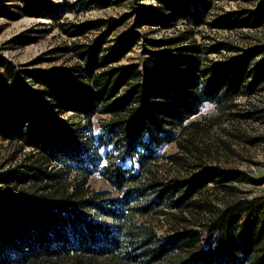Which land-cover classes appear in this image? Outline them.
<instances>
[{"label":"trees","instance_id":"1","mask_svg":"<svg viewBox=\"0 0 264 264\" xmlns=\"http://www.w3.org/2000/svg\"><path fill=\"white\" fill-rule=\"evenodd\" d=\"M154 1L156 8L138 16L136 29L187 21L153 42L165 48L157 63L143 73L120 65L140 35L124 32L107 41L118 22L91 23L90 30L107 32L68 49L82 63L60 74L62 85L44 78L36 90L41 99H52L45 108L52 110L51 121L66 115L56 125L15 82L24 111L15 107L0 122V138L12 148L5 161L15 163L0 173V181L11 184L8 193L15 194L0 197V264H264V196L234 198L209 212L202 224L205 244L200 232L185 226L161 237L142 220L201 210L195 197L208 193L209 183L233 190L223 184L250 181L236 171L216 170L165 181L158 162L164 146L181 149L185 132L200 131L199 122L187 121L205 105L230 108L238 95L264 91V44L202 46L194 37L201 16L187 0ZM263 25L264 0L255 10L230 12L209 24L228 30ZM75 29L62 31L80 33ZM222 51L232 56L208 59ZM4 103L0 97V107ZM94 176L110 190L90 189ZM9 246L20 251L17 257Z\"/></svg>","mask_w":264,"mask_h":264},{"label":"rangeland","instance_id":"2","mask_svg":"<svg viewBox=\"0 0 264 264\" xmlns=\"http://www.w3.org/2000/svg\"><path fill=\"white\" fill-rule=\"evenodd\" d=\"M262 1L187 0L190 9L198 11L201 16L202 23L194 30L196 41L205 47L218 41L240 48L264 44V25L260 28L240 26L232 30L209 26L227 13L255 10ZM201 4L206 5V11ZM156 6L154 0H0V97L5 100L0 107V122L8 119L15 107L24 111L22 100L17 101L19 95L15 82L32 99L35 110L42 111L44 118L52 125L66 116L60 115L51 121L47 116L51 115L52 110L45 111V108L49 107L52 99H41L36 90L43 87L44 78L56 80L59 85L66 82L60 74L82 63L76 53L68 49L73 44H88L107 32L106 27L90 30L88 26L97 20L112 19L118 22L117 27L108 33L107 41L124 32L139 34V43L120 65H133L141 73L150 70L157 63V54L165 49L153 42L170 37L174 30L184 28L187 22L178 20L173 28L145 25L136 29L138 16L154 10ZM75 27L80 33L68 35L62 31H76ZM228 56L232 54L222 51L218 55L210 54L208 59L219 61ZM191 121L199 122L200 131L185 132L179 139L183 146L181 149L176 143L162 148L161 156L164 157L158 162L160 178L165 181L187 180L193 175L205 174L207 170H216L220 173L236 171L250 181L223 184L233 190L209 183L208 193L195 197L202 206L201 210L183 214L173 212L177 218L168 216L142 220L151 224L161 237L179 226H185L200 232V242L205 244L207 235L202 231V224L209 218V212L222 208L223 203L234 198L264 196V91L258 90L250 96L240 94L230 108L205 105L197 116L187 122ZM6 144L0 138V173L15 164L5 161L12 152V148L6 147ZM169 157L174 160L167 159ZM10 186L8 182L0 181V197L10 199L15 195L8 193ZM89 186L92 190H110V186L97 176L90 179ZM179 218H184L186 222ZM9 250L13 257L19 255L18 249L9 246ZM92 264L114 263L97 261Z\"/></svg>","mask_w":264,"mask_h":264}]
</instances>
